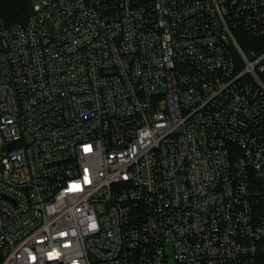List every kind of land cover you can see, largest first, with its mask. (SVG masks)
<instances>
[{
  "label": "built area",
  "instance_id": "1",
  "mask_svg": "<svg viewBox=\"0 0 264 264\" xmlns=\"http://www.w3.org/2000/svg\"><path fill=\"white\" fill-rule=\"evenodd\" d=\"M0 17V264H264V0H31Z\"/></svg>",
  "mask_w": 264,
  "mask_h": 264
},
{
  "label": "trees",
  "instance_id": "2",
  "mask_svg": "<svg viewBox=\"0 0 264 264\" xmlns=\"http://www.w3.org/2000/svg\"><path fill=\"white\" fill-rule=\"evenodd\" d=\"M31 4V0H0V17L7 25L25 23Z\"/></svg>",
  "mask_w": 264,
  "mask_h": 264
},
{
  "label": "rangeland",
  "instance_id": "3",
  "mask_svg": "<svg viewBox=\"0 0 264 264\" xmlns=\"http://www.w3.org/2000/svg\"><path fill=\"white\" fill-rule=\"evenodd\" d=\"M240 42L241 48L248 52L250 49H254L256 52L261 51L264 48V40L247 35H240L237 37Z\"/></svg>",
  "mask_w": 264,
  "mask_h": 264
}]
</instances>
